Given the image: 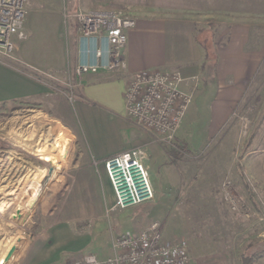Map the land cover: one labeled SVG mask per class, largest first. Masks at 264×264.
Returning <instances> with one entry per match:
<instances>
[{
  "label": "rangeland",
  "instance_id": "1",
  "mask_svg": "<svg viewBox=\"0 0 264 264\" xmlns=\"http://www.w3.org/2000/svg\"><path fill=\"white\" fill-rule=\"evenodd\" d=\"M179 1L62 0L64 12L70 15L80 10L123 9L133 17L137 27L127 32V59L139 50L133 49L139 48L135 33L150 39L144 22L184 18L188 11L180 9ZM219 1L225 4L226 0ZM216 7L204 5L189 12L199 15L190 18L197 28L215 25L218 51L216 64L211 61L198 77L201 88L173 143L127 115L119 78H128L124 75L128 68L77 75L74 34L80 22L64 18L70 74L41 80L46 92L5 93L2 96H9L0 99V264L13 245L16 250L4 264H19L45 244L49 245L41 253L50 256L40 264L80 260L89 253L100 256L114 237L147 229L156 221L162 223L167 239L188 241L192 255L193 250L220 249L232 264H253L264 253V18L217 16ZM148 15L158 19L141 17ZM243 20L252 22L246 48L239 47V36L229 47L230 27ZM251 52L259 53L253 63L248 62ZM96 73L122 74L89 88L102 105L83 114L81 84ZM67 118L79 129H72ZM98 149L111 154L97 159ZM131 149L144 151L142 160L155 197L122 208L117 206L109 177L108 181L100 175L99 165ZM80 154L93 156L97 169L83 192L79 190L84 176L70 187L75 173L71 158ZM228 181L237 196L236 208L227 199ZM67 222L74 233L62 229L54 233L57 224Z\"/></svg>",
  "mask_w": 264,
  "mask_h": 264
},
{
  "label": "built area",
  "instance_id": "2",
  "mask_svg": "<svg viewBox=\"0 0 264 264\" xmlns=\"http://www.w3.org/2000/svg\"><path fill=\"white\" fill-rule=\"evenodd\" d=\"M31 3L32 0H0V64L24 71L39 81L58 80L57 73L51 71L32 73L25 70L16 54L14 37H25V21ZM64 17L65 20L74 17L80 22L77 75L127 69L124 49L127 32L136 25L133 17L119 9L80 10L73 15L64 12ZM70 70L68 68L69 74ZM198 85V76L187 78L179 69H148L135 73L125 88L127 115L140 127L158 133L167 143H173ZM143 155V150L131 149L105 160L117 206L127 208L154 199L155 192ZM117 168L124 192L116 175ZM225 185L230 189L227 199L236 208L237 196L229 181ZM111 249V254L106 256L89 253L80 260L56 264H193L188 241L167 239L159 221L147 229L114 237Z\"/></svg>",
  "mask_w": 264,
  "mask_h": 264
},
{
  "label": "crops",
  "instance_id": "3",
  "mask_svg": "<svg viewBox=\"0 0 264 264\" xmlns=\"http://www.w3.org/2000/svg\"><path fill=\"white\" fill-rule=\"evenodd\" d=\"M179 3L181 5L180 9L188 11L183 19L161 17L163 19L144 22L148 29L146 39L148 40L149 36L150 39L146 41L143 37V33L137 32L135 33V45L139 48L134 47L133 49L135 51L136 49L139 50L131 54L128 59L124 52L128 68L127 73L125 72L124 75H127L128 78L121 77L119 80L122 83L120 92L122 93L125 107V88L128 80L135 73L159 67L164 70L179 69L187 78L193 76H198L200 78L202 73L205 74L206 69L204 68V64L206 62V52L202 45L196 40L197 27L195 22L190 20V18L199 15L189 12L198 11V7L203 8L204 5L205 7H212V5L215 4L218 6L216 7L217 16L242 19L264 18V0H226L225 4L219 0H181ZM119 10L123 11V9ZM141 17L158 19V16L150 15ZM64 18V5L62 0H32L25 21L26 35L25 37H14L16 42V54L21 62L20 65L22 68L32 73H35V71H51L64 74L68 71V68H70L69 45L67 40L63 37ZM135 27H137V22ZM133 28L130 29V32H133ZM251 28L252 22L247 20H243L242 23H234L229 29V47L231 44L236 43V36H239V47L241 49L246 48L250 39ZM78 33L79 32L74 34V37H78ZM75 49L77 55V46H75ZM255 57L259 59V53H248V58H250L248 62L253 63V61H256ZM120 74L122 73L104 76L96 73L89 74L84 78V83L81 84V88H83L81 90L82 101L79 103V107H81L83 114L89 115L97 105H102L89 88L94 86L95 83L116 77L117 75L120 76ZM235 79L236 78H234L233 83L234 87H238V80ZM200 83L201 81L199 79L198 89H196L197 93L196 90L194 91V98L201 88ZM46 89L43 83L31 75L26 74V72L14 68L8 69L0 65V99H5L9 96H2L5 93L28 96L46 92ZM86 118V120L91 122L90 116H86ZM67 121L72 125L71 119L68 120L67 118ZM70 127L72 129L78 128L77 125L76 127L73 125ZM97 151L98 154L95 155L97 159H102L108 154H111L110 152H104L100 149ZM92 157L93 156L86 154L73 155L71 158V169H73L75 173L74 181L70 186L71 188L77 186L80 176H84V180L80 183L79 192H83V190L91 184L89 180L97 175V169L92 163ZM99 172L102 177H106L108 180L104 165H99ZM57 229L73 232L68 222L57 224L54 233L58 231ZM54 233L52 240L55 237ZM47 245L49 244H45L38 251L34 252L35 254H32V256L29 257L28 255L22 258L19 264H40L45 262L44 260L46 257L48 258L50 254L42 255L41 251L45 249ZM111 252L112 249L110 245L109 249L102 252L100 256H106ZM192 258L193 264H232L226 253L220 249L213 251L193 250ZM253 264H264V253L261 254Z\"/></svg>",
  "mask_w": 264,
  "mask_h": 264
},
{
  "label": "trees",
  "instance_id": "4",
  "mask_svg": "<svg viewBox=\"0 0 264 264\" xmlns=\"http://www.w3.org/2000/svg\"><path fill=\"white\" fill-rule=\"evenodd\" d=\"M215 29H216L215 25L197 28L196 40L202 45V47L204 48L206 52V62L204 64L205 69L207 68V65L211 63V61L215 63L216 58H217V50L214 47V41H215L214 39L216 37ZM180 145L183 146L184 144L181 143Z\"/></svg>",
  "mask_w": 264,
  "mask_h": 264
},
{
  "label": "water",
  "instance_id": "5",
  "mask_svg": "<svg viewBox=\"0 0 264 264\" xmlns=\"http://www.w3.org/2000/svg\"><path fill=\"white\" fill-rule=\"evenodd\" d=\"M15 250H16V246L13 245V246L9 249V251H8L7 255L5 256L4 261H3L2 264H4V262H7L8 260H10V258L13 256Z\"/></svg>",
  "mask_w": 264,
  "mask_h": 264
},
{
  "label": "bare ground",
  "instance_id": "6",
  "mask_svg": "<svg viewBox=\"0 0 264 264\" xmlns=\"http://www.w3.org/2000/svg\"><path fill=\"white\" fill-rule=\"evenodd\" d=\"M40 158L42 159V156H40ZM116 175H117V178H119V181H120V185H121V188H122V190H123V192H124V185H123V180L121 179V175L119 174V172H118V168H117V173H116ZM137 180H139L138 178H136Z\"/></svg>",
  "mask_w": 264,
  "mask_h": 264
}]
</instances>
